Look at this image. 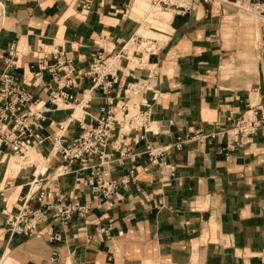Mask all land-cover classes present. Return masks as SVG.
<instances>
[{
	"label": "crops",
	"instance_id": "crops-1",
	"mask_svg": "<svg viewBox=\"0 0 264 264\" xmlns=\"http://www.w3.org/2000/svg\"><path fill=\"white\" fill-rule=\"evenodd\" d=\"M0 1V76L9 69L17 84L40 98L45 134L58 132L63 122L71 140L82 123L102 114L108 96L120 102L128 81L147 75L149 63L159 68V97L146 93L152 129L146 139L141 130L126 139L138 156L105 166L114 178L134 166L136 180L111 198L93 200L91 170L57 176L61 156L49 139L35 144L26 159L0 146V264H264V124L254 134L232 135L239 116L250 117L255 108L264 113L260 20L245 9L249 0H240L241 8L193 0L186 14L166 11L154 19L148 16L152 0ZM137 36L158 40L160 50L130 47L129 58L115 60L122 41ZM55 46L70 51L78 69H88L93 53L105 48L117 63L111 95L96 89L80 110L74 101L52 103L57 84L48 72L33 84L32 64L40 47ZM11 54L16 65L7 68ZM74 83L68 90L80 98L92 86L87 76ZM197 129L219 134L211 142L192 139L159 163L149 162L147 141L169 144ZM39 172L42 201L29 193ZM60 196L91 207L64 223L54 216ZM24 207L43 213L32 234L15 232L9 222ZM102 227L110 228L108 234L100 235ZM56 249L60 257L52 261Z\"/></svg>",
	"mask_w": 264,
	"mask_h": 264
},
{
	"label": "built area",
	"instance_id": "built-area-1",
	"mask_svg": "<svg viewBox=\"0 0 264 264\" xmlns=\"http://www.w3.org/2000/svg\"><path fill=\"white\" fill-rule=\"evenodd\" d=\"M200 1L210 6L233 4L240 7V0ZM249 5V12L260 20L257 44L264 72V0H249ZM193 7V0H152L148 16L154 19L166 11L174 14H186ZM122 43L119 51L113 54L115 60L129 58L130 47L134 51L147 54H155L161 48L158 40L139 36L122 41ZM105 51L104 48L93 53L92 63L88 69H78L70 51L56 46L47 49L40 47L38 49L39 57L32 64L34 69L33 84H39L44 73L48 72L51 74L52 81L57 84L53 88L49 84V87L52 88L49 100L52 103L61 100L74 101L76 109H84L85 99L90 100L87 97L91 92L100 89L104 94L111 95L115 85L117 63L114 59L109 60ZM15 65L16 61L13 60L11 54L8 58L7 68H12ZM147 69V75L128 81L124 85L120 102L114 103L108 96V106L103 108L102 114L92 122L82 123L80 133L71 140H68L66 134L69 125L63 122L59 123V131L54 132L53 135L44 133L43 121L46 116L45 109L39 106L40 98L35 97L27 88L17 84L9 69L3 71L0 76V146L9 148L19 158H25L35 144H41L49 139L52 142V149L61 156V162L55 169L57 176L75 170H91L95 179L91 185L93 200L113 197L120 187L128 186L136 180V167L133 166L128 173L114 178L105 173V166L113 162L123 165L126 159L135 160L139 153H131L126 142L127 137L134 130H141V138L146 139L148 131L152 129V103L146 93L152 92L151 98L154 101L159 97V68L156 63H149ZM83 76L91 79L92 86L88 89V93L80 98L68 89L74 86L76 78ZM263 124L264 113L260 114L255 108L252 116L237 118L236 124L232 128L233 138L254 134ZM218 134V131L207 133L202 129H197L193 133L178 135L169 144L154 145L151 141H147L145 153L149 162L159 163L160 158L173 148L181 149L186 142L192 139L211 142L217 138ZM94 157H98L99 161L93 163L92 158ZM43 174L44 172H39L35 175L29 190L30 195L40 201L46 194ZM58 202L54 216L64 223L69 222L76 214L85 215L91 207L90 204L82 203L80 199L71 196H60ZM42 215L39 210H29L24 207L16 215L9 217V222L15 232L32 234L37 227L38 217H42ZM109 229V227H102L100 235L108 234ZM54 238L59 239V235ZM59 257L60 253L56 249L50 260L54 261Z\"/></svg>",
	"mask_w": 264,
	"mask_h": 264
},
{
	"label": "bare ground",
	"instance_id": "bare-ground-1",
	"mask_svg": "<svg viewBox=\"0 0 264 264\" xmlns=\"http://www.w3.org/2000/svg\"><path fill=\"white\" fill-rule=\"evenodd\" d=\"M240 3V2H239ZM240 8H241V4H240ZM246 10H250L249 8H245ZM2 15H3V3L0 1V20H2L1 19V17H2ZM4 16V15H3Z\"/></svg>",
	"mask_w": 264,
	"mask_h": 264
},
{
	"label": "rangeland",
	"instance_id": "rangeland-1",
	"mask_svg": "<svg viewBox=\"0 0 264 264\" xmlns=\"http://www.w3.org/2000/svg\"><path fill=\"white\" fill-rule=\"evenodd\" d=\"M244 12V11H243ZM162 14H165V13H162ZM248 15H250V14H248ZM24 159H26V158H24ZM23 161V160H22Z\"/></svg>",
	"mask_w": 264,
	"mask_h": 264
}]
</instances>
